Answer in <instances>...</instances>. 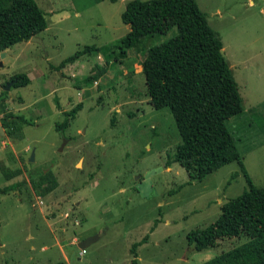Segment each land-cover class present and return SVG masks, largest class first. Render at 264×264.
Returning <instances> with one entry per match:
<instances>
[{
	"label": "rangeland",
	"instance_id": "obj_1",
	"mask_svg": "<svg viewBox=\"0 0 264 264\" xmlns=\"http://www.w3.org/2000/svg\"><path fill=\"white\" fill-rule=\"evenodd\" d=\"M35 1L48 25L38 35L43 47L15 43L0 65V91L13 74L27 75L26 84L5 91L6 111L29 120L21 140L8 137L0 123V163L22 169L10 180L0 169V188L19 183L0 191V264H203L242 243L225 239L195 251L187 239L247 187L238 162L191 181L174 161L181 138L170 109L149 102L137 64L144 52L130 49L126 58L106 61L99 51L129 31L121 13L136 0ZM196 2L222 41L242 98L243 111L226 124L253 183L264 187V0ZM176 32L168 20L140 46L149 50ZM91 44L95 51L56 68ZM89 76L95 81L85 84ZM78 103L82 108L57 131L63 112ZM47 171L58 186L38 196L29 174ZM96 232L98 239L82 255L68 244Z\"/></svg>",
	"mask_w": 264,
	"mask_h": 264
},
{
	"label": "trees",
	"instance_id": "obj_2",
	"mask_svg": "<svg viewBox=\"0 0 264 264\" xmlns=\"http://www.w3.org/2000/svg\"><path fill=\"white\" fill-rule=\"evenodd\" d=\"M121 20L129 25V31L112 45L101 46L99 51L106 61L110 57L121 60L130 49L144 52L141 63L149 102L154 108L170 109L181 138L174 161L185 169L191 181H201L223 165L236 161L246 180L247 187L239 195L221 204L214 222L187 234L188 244L193 250L201 251L225 239L243 238L242 243L221 251L203 264H264V187L258 188L253 183L226 124L230 117L243 111V104L233 71L220 53L223 44L218 33L196 0H136L125 7ZM168 20L177 29L175 35L149 50L142 48L141 40L159 33ZM47 26L45 13L35 0H0V52L38 36ZM96 49L93 44L85 45L56 68L61 69L65 63ZM94 77H86L84 83H92ZM14 79L13 86L28 82L24 73L13 74L7 82ZM6 93L0 91V123L8 137L21 140L22 128L29 120L20 113L6 111ZM81 108L78 103L64 111L65 118L56 124V130L63 131ZM0 169L6 180L22 172L20 167L12 169L3 163ZM237 174V171L232 173L230 179ZM29 176L32 190L38 196L58 186L50 171ZM18 186L15 183L0 191L7 193ZM133 264H137L136 260Z\"/></svg>",
	"mask_w": 264,
	"mask_h": 264
},
{
	"label": "water",
	"instance_id": "obj_3",
	"mask_svg": "<svg viewBox=\"0 0 264 264\" xmlns=\"http://www.w3.org/2000/svg\"><path fill=\"white\" fill-rule=\"evenodd\" d=\"M30 41H32V42H36V43L40 44V45L43 47L42 40H41L38 36H32V37L30 38ZM6 51H7V49H5L4 51L0 52V65L2 64L1 59L6 55ZM220 53H221V55L225 58L226 62L229 64V61H228V59L226 58L223 49L220 50ZM15 81H16L15 79H14V80H10V81H8V82L5 84V86H4L5 90H6V89H9L10 85H12ZM31 158H33V156H31ZM96 237H97V236H90V237H87V238H85V239L79 241V242L77 243V247H78L79 249H85V248L89 245V243H90L91 241H93Z\"/></svg>",
	"mask_w": 264,
	"mask_h": 264
},
{
	"label": "crops",
	"instance_id": "obj_4",
	"mask_svg": "<svg viewBox=\"0 0 264 264\" xmlns=\"http://www.w3.org/2000/svg\"><path fill=\"white\" fill-rule=\"evenodd\" d=\"M250 2H252V1H250ZM39 35V34H38ZM28 41H30V40H28ZM27 42V41H26ZM32 42V41H31ZM10 49L9 48H7V51H6V55H7V53H8V51H9ZM127 57V56H126ZM126 57H124V58H126ZM124 58H122V59H124ZM114 60V59H113ZM137 64H139L140 65V71H142V63H141V61L139 60V61H137ZM4 130V129H3ZM68 141H70V140H68ZM68 141L66 142V143H68ZM25 150H27L26 148H25ZM79 163H81L80 161H78ZM78 162H76V167H77V163ZM81 167V166H80ZM80 167H78V168H80ZM60 214H62V213H60ZM66 215H64V218H61L62 219V222L65 224V223H67L68 222V216H70L71 214H68V210L66 211V213H65ZM44 217V216H43ZM99 235H100V232H96V235H90V234H88L87 236L88 237H90V236H97L93 241H95V240H97L98 239V237H99ZM85 238H87V237H85ZM85 238H83V239H85ZM83 239H78L77 237H72L70 240H69V242H68V244L69 245H77V243L79 242V241H81V240H83ZM93 241H91V242H93ZM90 242V243H91ZM89 243V244H90ZM89 246V245H88ZM64 255H65V257H67V253L66 252H64ZM79 255H82V254H80V250H79Z\"/></svg>",
	"mask_w": 264,
	"mask_h": 264
},
{
	"label": "built area",
	"instance_id": "obj_5",
	"mask_svg": "<svg viewBox=\"0 0 264 264\" xmlns=\"http://www.w3.org/2000/svg\"><path fill=\"white\" fill-rule=\"evenodd\" d=\"M85 253V249H80V254Z\"/></svg>",
	"mask_w": 264,
	"mask_h": 264
},
{
	"label": "flooded vegetation",
	"instance_id": "obj_6",
	"mask_svg": "<svg viewBox=\"0 0 264 264\" xmlns=\"http://www.w3.org/2000/svg\"><path fill=\"white\" fill-rule=\"evenodd\" d=\"M63 137H64V136H63ZM68 140H69V139L66 140V138H65V142H67Z\"/></svg>",
	"mask_w": 264,
	"mask_h": 264
}]
</instances>
